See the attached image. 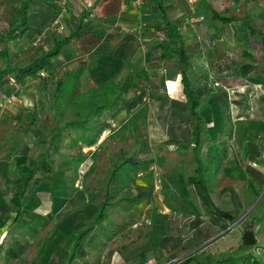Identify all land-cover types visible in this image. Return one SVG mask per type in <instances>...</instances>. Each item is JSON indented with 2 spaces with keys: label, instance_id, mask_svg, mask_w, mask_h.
I'll return each mask as SVG.
<instances>
[{
  "label": "rangeland",
  "instance_id": "1",
  "mask_svg": "<svg viewBox=\"0 0 264 264\" xmlns=\"http://www.w3.org/2000/svg\"><path fill=\"white\" fill-rule=\"evenodd\" d=\"M61 1H40L39 10L40 5H42V11L32 18L35 31L28 36H24L21 40L22 51L14 60V64L26 62L37 48L49 47L54 33L71 30L74 27L73 19L79 7L86 2L91 3L93 0H66L65 9L62 8L64 3ZM142 2V0L139 3L131 0L138 14L137 18L140 20L137 18L134 20V17L130 19V16L127 17L128 21H123L115 16L91 15L89 20L92 21H88V23L91 22L92 30L63 47L55 62L53 72L42 69L43 74L38 72L32 77L28 76L27 79L19 82L12 79L8 89L1 96L0 107L12 110L15 103L19 102V98L28 96L26 102H32L33 105L35 103L38 111L39 127L44 137H49L52 134L54 135L55 130H52L54 123L60 126L68 119L78 117L80 113L89 109L90 101L93 98H95L93 101L99 102L100 99L106 101L112 96L104 90L105 83H108V85L110 83L118 84L115 82L129 69L134 72V83L129 93L135 92L137 94L139 92V97L130 109L118 108L115 114L102 117L100 121L102 127L90 143L82 137H74L77 138L75 142L78 145L71 147V150L73 153L77 152L82 158L70 161L72 167L65 176H56L47 181V187L51 189L47 200L52 201L55 206L61 204L68 197L73 185L77 189V196L79 197L77 201L82 203L87 199V201L93 202V205L85 204L77 210L73 209L70 204L67 205L69 200H66L67 202L59 216L55 214L49 219L45 217L41 219L42 221H39V224L31 218L33 215L26 219L23 213L24 215H20L15 225L6 228L0 226V264L6 262L8 251L14 248L13 245H15L16 240L24 241L22 238L27 239L29 243L28 251L24 256L7 262V264H57L59 260H62L68 254L70 246L75 242L76 234L86 225H79V223L83 219H89L92 214L94 215L98 211L99 204L91 199L94 191L92 187L96 184L94 183L96 182L95 176L97 178V175L100 174L103 177L106 170L112 168V165H110L111 159L118 158V151L121 147L128 149L126 156L133 155L131 147L135 140L139 144L137 158L146 159L148 162L131 171H129L131 167L129 164L120 165L113 175L111 185L114 190L120 192L121 188L123 190V186L128 184L131 193L141 190L149 197L143 199L140 204H134L133 208L131 207L126 214L119 215L118 213V217L124 223L129 224L130 228L123 233L113 235L107 241L116 226L117 219H115L114 209L121 210L125 207V203H115L108 207L106 216L98 220L94 232L85 236L88 238V242H86L88 253L78 257L79 259L76 258L74 264H79L81 258L82 260L85 259L87 264H198L195 259L186 260L187 251L182 250L181 245L184 241L183 238L203 236L204 230L203 227H199L200 223L195 228H192L191 225L187 226L186 223L189 220L190 222L193 221L195 217H193V214H189L190 211L180 213L178 209H175L184 208L181 201L175 199L176 194L183 199L185 205L187 204L191 209L199 212V216L204 220L207 219L208 215L204 210L205 208L199 210V199L196 192L201 188L195 189L199 186L198 183L204 185L209 199L210 196L212 198L217 197L216 200L221 201L220 203L227 208H234V203L240 204L243 202L244 197L248 196V186L253 179L258 181V186H263L262 189H259L256 186L257 184L253 183L257 195L251 205L263 198L264 155L257 156L254 152L263 149L264 146L250 143L246 145L245 142L248 136H251L250 133L247 134L249 130L255 133V142L259 138H264V128H262L264 123L260 124L258 121L264 120V114L262 113L264 76L261 73L262 76L259 77V70L264 65L263 59L260 58L258 62H261L257 63L254 68L258 70L257 72L252 69L253 73L248 72L245 74L241 71V64L235 66L234 63H231L230 67L225 60L214 62L204 56L194 59L195 62L203 63L206 70H212V74L209 75V72L208 75L199 74L200 70L197 69L199 64L192 66L188 72L190 80L194 81L200 94L204 91L207 93V90L211 92H209L210 95H201L195 107L204 123L200 130L199 145L193 148V146L188 145L187 137L189 135L190 120L187 115L177 68L174 63L160 60L154 51H149V44H147L149 39L146 34L151 27H148L146 16H144ZM231 2L232 0H220V3L224 4H231ZM239 4L236 9L238 14L241 13ZM68 6L71 10L68 9ZM96 8H100V6H96L95 10ZM5 10L6 17H0V26H4L13 17L12 8ZM246 19L251 24V21L248 18ZM69 21L72 23L70 24ZM239 23L243 24L244 22L239 21ZM239 23L235 25L236 30L234 27L231 28L233 36L241 42L242 47L246 49L252 47L257 50L259 37L250 35L246 27L242 31ZM128 25L135 27L138 43H136L133 55L126 64L124 65L123 61L121 67L116 68L115 71V65L110 62L108 56H103L102 53L106 49L107 51L110 50L119 42L120 36L118 34L120 32L118 30L120 31L121 27ZM228 31V27L221 29V41L226 44L230 36ZM199 35L202 38V34L199 33ZM79 44L85 46V48L83 49ZM234 45V48L237 47V44ZM3 54L4 50L0 49V66L5 63ZM75 66L74 80L71 81L70 74L65 76L64 88L56 105L58 106L57 110H50L52 98L51 96L43 97L41 95L42 93L38 91L39 83L41 82L44 88L48 90L50 83L53 82H51L53 75L60 74ZM160 74L165 77L163 85L159 81ZM241 74H243V77ZM217 75L218 77L215 79ZM242 78L249 80L248 86L251 88L249 115L251 119H254V129L247 128V130L242 126L238 128L239 122L234 121L232 118L235 110L232 109V113L229 114V102L235 93L233 91L238 87H224L223 84L240 83ZM257 78L261 80H257ZM210 86L211 88H209ZM223 90L227 91L229 102L224 96L219 97L221 94L219 91L223 92ZM163 96L167 97L163 98ZM216 96L217 98L214 100L213 98ZM237 98L241 100V97L238 96ZM231 106L233 107L232 104ZM112 107L107 105L106 109ZM52 112L55 121L53 115H51ZM20 120L18 118V121ZM26 120L29 119L26 118ZM29 131L28 135L36 137L33 138L35 140L34 145L38 146L41 141H37L35 128H30ZM171 139L176 140V142L165 143L166 141L170 142ZM32 143L31 141L29 146H34ZM250 153H253V155ZM255 155L257 156L256 159ZM80 163H84L86 166L82 175L78 171ZM241 166H243V171H240V174L238 170ZM73 171L75 172V179ZM17 174L10 173L9 177L12 179ZM218 189L226 192H219L216 196ZM221 194H228L229 196L224 199ZM27 195L22 199L24 200ZM3 201H7L5 196ZM167 203L172 204V207H169ZM251 205L250 207L254 204ZM259 208L261 210L258 212L257 209ZM91 209H93L92 214L88 216L87 214ZM70 213L72 214L66 219V222L58 225L62 218L67 217ZM252 213L258 214L257 216L264 214L262 201L257 204ZM204 220H201V225L207 226L208 222ZM236 221H233L229 226H234ZM157 223L163 231L173 232V235L171 234V236L161 241L160 246L157 245L159 236L156 233L157 227L154 225ZM37 227L41 229V233L32 234L31 240L28 239V233H32ZM225 230H221L205 239L200 245L209 243ZM224 237L223 235L218 237L205 248L220 251L236 242L234 234L227 233ZM256 237L257 241L252 246L247 245L246 249L251 248L256 259L264 264V248H262L264 246V216L259 220ZM103 242L106 243L103 245ZM135 242H141L143 249H147L148 252L142 257L136 255L126 259V255H123L120 250L123 246L128 247ZM118 254L119 256H117Z\"/></svg>",
  "mask_w": 264,
  "mask_h": 264
},
{
  "label": "trees",
  "instance_id": "2",
  "mask_svg": "<svg viewBox=\"0 0 264 264\" xmlns=\"http://www.w3.org/2000/svg\"><path fill=\"white\" fill-rule=\"evenodd\" d=\"M98 1L99 0H94L91 5L83 6L79 11H77L75 14L74 27L68 32L54 33L52 43L49 47L41 49L37 48L35 53L32 54L26 62L14 64V60L22 51V47L20 46L21 40L27 32V34L30 35L33 31H35L33 28L34 20L32 18L37 14L33 11L37 0H16L14 5V18L9 21L3 29H0V49L4 50L3 58L5 59V63L0 66V93L12 79L20 80L27 76L34 75L42 69H47L48 71L53 72L55 62L63 47L70 41L79 39L92 30L91 22L88 23V21H92L89 20V17L93 13V7L98 3ZM145 1L153 5V27L156 30L162 31L164 34V38L160 39L153 45V47L159 49L157 57L160 60L174 63L177 68L180 82L182 84L185 107L190 120L189 135L187 137L188 145L196 148L199 145L200 130L204 121L195 108L200 94L194 84V81L190 80L188 76V72L191 70L193 64L191 58L192 48H189L187 33L184 32L185 29H182V26L178 25L177 20L171 19L168 14L170 8L174 5V0ZM239 3L241 9L240 14L236 12H228L227 7L225 9H211L209 16H207V23L214 28L212 36L221 37V29H223L231 21L241 18H248L251 21V24L258 26L256 20H254L247 12V9L250 8V0H240ZM262 26L263 24H261L259 28H256V32L254 34L259 37V39H264ZM136 40V34L133 31H129L124 33L119 42H117V44L110 50L107 51V49H103V53L101 51L103 56H108L110 62L115 65V71L121 67L123 61L128 60L131 57L136 47ZM241 55L254 59L251 53L244 48L241 49ZM74 71L75 69L72 68L65 70L60 74H55L56 77L51 80V82H53L50 83L48 88V96H51L52 98V109L57 110L58 106L56 105L64 88L65 76L67 74H72ZM254 71L257 72L258 70L255 69ZM259 71L264 73V68H260ZM164 78L163 74L159 75V81L162 85L164 84ZM133 83L134 72L133 70H129L126 72L123 79L120 80L119 86H117L118 84H113L106 88V93L112 95L106 101H101L100 99L99 102H96L93 101V99H95L93 98L90 101L89 109L80 113L76 118L74 117L68 119L60 126L53 125L52 130H55L54 135L52 134L49 137L41 138V141L43 142L42 153L36 158L35 163L32 164L29 171L20 172L12 179L10 177L7 178L11 180L10 185L8 186L11 190V195L8 201L12 203V209H14L15 212L22 210V198L26 194L30 193L40 180L51 178L52 172L59 160L69 161L82 158V156L77 152L73 153L71 150V147L78 145V143L75 142V139L77 138L74 137H82V139H87L90 143L102 127L100 126L102 117L115 114V111H117L118 108L130 109L135 104V101L139 97V92L137 94H135V92L129 93ZM248 89L249 87H245V89L241 92L236 91L237 97H241V100L238 98L234 99V102L237 103L238 106L246 105V101L249 97ZM164 97L166 98L167 96H163V98ZM216 97L213 99L215 100ZM107 105L113 107L106 109ZM26 115L31 124L35 126L37 135H41L42 131L39 127L36 111L29 110ZM238 115H241V112H238ZM243 115L246 118L248 117L246 112H244ZM15 117L18 119L21 116L20 114H16ZM243 122H246V119H244ZM244 129H246L245 126ZM169 141L170 142L166 141L165 143L169 144L176 142V140L173 141V139ZM131 149H133V155L126 156L128 149L121 147L118 151V158L115 160L111 159L112 162L110 165H112V168H108L103 177L100 174L97 175V178L95 176L96 182L94 183L96 184L92 187L94 192L91 199L99 204L98 211L94 213L89 222L76 234V240L72 246H70L68 254H66L62 260H59L57 264H74V260H76V258L84 256L88 253V249L86 248L88 238L85 236L91 235L94 232L98 224V220L106 216V210L108 207H111L112 204L124 202L125 207L121 210L114 209L116 216L115 219H117L115 222L116 226L107 241L110 240L113 235L123 233L130 228L129 224L124 223V221L118 217V213L119 215L126 214L127 211L133 207L135 203H138L143 197H145L146 194L141 190L131 193L128 189V184L123 186V190L121 188L120 192H118L114 190V187L111 185V181L116 169L119 168L120 165L129 164L131 166L129 171H131L135 168L141 167V165H145V163L148 162L146 159L142 160L137 158V151L139 149L137 140H135ZM262 186L263 185H259L258 188L262 189ZM177 195L178 194H176L175 199L181 201L184 208L175 209H178L180 213L190 211L189 214H193V217H195L193 221L191 220L190 222L189 220L186 223L187 226L191 225L192 228H195L200 223L199 227H203L204 230L203 236H188L187 238H183L184 241L181 245V249L187 251V255L185 257L186 260L195 259L198 264H261L256 259L252 250H244L243 248L247 245H253L257 241L256 232L259 226V220L264 216L263 213L258 217H250L248 213L243 215L238 221L241 225L239 239L226 249L220 251L218 249H206L205 247L214 242L218 237L226 234L229 229H226L221 235L214 238L207 244L200 245V243L227 228L233 221L239 218L242 212H236L233 207L227 208L220 203L221 201L210 196L213 209H204L208 215L207 219L205 218L206 220H204L199 216V212L191 209L189 205H185L183 199ZM228 196V194H221V197L224 199ZM5 205L6 202H3L0 207L5 208ZM169 205L172 207V204ZM8 210L9 208L7 211ZM201 220L207 221V226L201 225ZM154 225L157 227L156 233H158L159 236L157 244L160 246L161 241H163L166 237L171 236L173 232L163 231L158 223ZM104 243L106 242H103V245ZM13 247L14 248L8 251L9 253L6 258L13 259L19 257L20 253L25 250V244L19 240L15 241V245H13ZM120 251L123 255H126V259L136 255L142 257V255L148 252L147 249H143L141 242L132 243L128 247L123 246ZM79 264H87V261L85 259L82 260L81 258Z\"/></svg>",
  "mask_w": 264,
  "mask_h": 264
},
{
  "label": "crops",
  "instance_id": "3",
  "mask_svg": "<svg viewBox=\"0 0 264 264\" xmlns=\"http://www.w3.org/2000/svg\"><path fill=\"white\" fill-rule=\"evenodd\" d=\"M40 1L44 2L45 0H37L36 4L34 5L33 11L37 14H39L42 11L41 10L42 5H40V10H39ZM93 1L91 3L90 2L84 3L83 5H81L79 7V9L77 11H79L83 6L91 5L93 3ZM142 1H143L142 5L144 6V16H146L145 18L147 20L148 27H151V28H149V30L146 34V36L149 39L147 42V44H149V49H150L149 51L150 52L154 51L156 54H158L159 49L153 47V45L156 44L157 41H159L160 39L164 38V34L162 31L156 30L153 27V23H154V16H153V12H152V6L153 5L146 2L145 0H142ZM239 1L240 0H232L231 4H224V3H220V0H174V5L170 8L168 14H169L171 19L177 20L178 25L183 27L182 29H185L184 32L187 33V40L189 41L188 42L189 48H192L191 49L192 50L191 51L192 52L191 53L192 64H193V66L199 64L197 66L198 71L200 70L199 74L208 75L207 73L209 72V75H210V74H212V70L211 71L206 70L203 63L195 62L194 59L196 57L200 58V57L204 56L206 58L212 59L214 62H219V61L225 60L227 65H229L230 67H231V63L232 64L234 63L235 66L236 65L238 66L241 64L242 65L241 71L243 74L248 73V72L249 73L253 72L252 69L255 70L254 68L257 65V63L259 64V62H261V61L258 62V60L260 58H262L263 59L262 62H264V39L263 38H261L259 40L260 42L258 41V44H257L258 49L257 50L253 49L252 47H248V49H246V48L242 47L243 45L240 44L241 42L235 36H233V33L231 32L232 31L231 28L234 27L235 30L237 29V28H235V25H236V23H239V21L244 22L243 24L239 23L240 24L239 27L242 29V31L244 30V27H246V29L248 30L250 35H254L256 32L255 31L256 28H259L261 26V24H263L262 28L264 31V0H250V4H249L250 8L247 9L248 14H250V16H252V18L254 20H256V23L258 24V26L257 25L253 26L247 21L246 18H241V19L231 21L228 25H226L224 27V28L228 27V29H229L228 32L230 34L227 44L223 43L221 41V37L212 36V32L214 31V28H213V26L208 25V23H207V16H209L211 9H214V8H219V9L224 8L225 9L227 7L228 12H238V10L236 11V9H237V5H238ZM15 3H16V0H0V17H3V18L6 17V15H5L6 10L5 9L12 8V10H13V17L11 19H9L7 21V23L14 18V15H15L14 5H15ZM217 4H219V5L217 6ZM98 5L100 6V8H96V10H95V7L96 6L98 7ZM68 9L71 10V8L69 6H68ZM95 14H103L104 16H115L117 19H120L123 21H128L127 17H129V16H130V19H132L131 17H134L133 18L134 20H136V18L138 17V14H137L136 10L134 9V6L132 5L131 0H99L98 3L93 7V13L91 15H95ZM91 15H90V17H91ZM90 17H89V19H90ZM141 19H142V17H141ZM138 20H140V19H138ZM69 22H70V24L72 23L71 21H69ZM73 22H74L73 24H75V18L73 19ZM137 22H139V21H137ZM7 23L4 26H0V29H3L7 25ZM186 23H187V25H185ZM124 27L125 26L121 27L122 29L120 31L118 30V32H120V34H118L120 36V38L124 33L129 32V31H133L135 34H137V31L135 30L134 26H133L134 28L132 26H129V25L126 26L125 28ZM27 33L25 36H28ZM199 33L202 34V38H200ZM246 40L248 41V39H246ZM71 42H74V40L70 41L69 43H71ZM136 43H138L137 40H136ZM234 44H237V47L234 48V46H235ZM79 45L83 49L85 48V46H82L81 44H79ZM242 48L246 49L247 51H249L251 53V55L254 57V59H253L254 61L250 60L249 57L240 55ZM243 57L245 59H242ZM128 60L124 61V65L126 64V62ZM263 68H264V65H263ZM72 69H76V66L73 67ZM129 70H131V69H129ZM73 73L70 74L71 81L74 80L73 79V76H74ZM261 73L262 72L259 71V77L262 76ZM125 74H126V72H125ZM243 74H241V76ZM262 74L264 76V73H262ZM124 75L122 77L118 78V80L115 82V83H118V85L116 84L117 86H119L120 80L123 79ZM32 76L33 75H30V77H32ZM229 76H232V75H229ZM27 77L20 79V80H15V81L19 82L21 80L27 79ZM55 77H56V75H53L51 77V79L53 80ZM216 77H218V75L215 76V79H216ZM258 79L261 80L260 78H257V80ZM108 82L110 83V81H108ZM216 82H218V81L216 80ZM242 82H247V83H242ZM248 82H249V80L247 81V80H244L242 78V81L240 82L241 84L240 83H232L231 85L223 84V86L224 87L235 86L238 88H236L233 92H236V91L241 92L245 89V87H249ZM9 83L7 84L5 89L0 93V98L3 95V93L8 89ZM110 85H113V84L110 83L108 85V83L107 84L105 83L104 90L106 91L107 90L106 88H108ZM38 88H39L38 91H40L42 93L41 95H43V97L48 96V90L44 88V86L41 82L39 83ZM209 88H211V86ZM209 92L210 91L207 90V93H206V91H204L202 94H200V93L199 94H200V96L201 95H210L211 92L210 93ZM226 92H227L226 90H223V92L219 91V93H221L219 95V97L224 96L227 100L228 96H227ZM250 93H251V88L249 87L248 94L251 95ZM211 95H214V94H211ZM26 98H28V96H26L24 98H19V102L17 104L15 103L13 110L10 108L8 109V108L0 107V205L3 202H5V201H3L4 196L7 200L5 208L0 207V226H3V228L15 225L17 223V221L19 220L20 215H22L23 213L25 214L24 218H26V219L29 216L33 215V216H31V218L34 219V222H36L38 224H39V221L41 219H44L45 217H47L49 219L52 215H55V214L57 216H59V214L62 213V208L64 207L65 203L67 202L66 200H69V203H67V205L70 204V206L73 207V209H77V210H79L78 208L80 206H83L85 204L86 205L87 204L93 205V202H90L89 200L87 201V199H85V201H82V203L77 201V198H79V197L77 196V189L75 188L74 185H73V188H71V192L68 194V197L65 198L64 201H62V203L59 204L58 206H55L52 201L50 202V200L49 201L47 200V198H48L47 196L50 195V193H51V189L49 187H47L48 186L47 181L52 179V178H55L56 176L63 177L66 175V173L68 171H70V169L72 167L70 161H72V160L68 159L69 161L59 160L55 166L54 171L52 172L51 178L46 179V180H40L36 184L37 186L36 185L34 186L32 191L30 193H28V195L24 198V200L22 199V207H21L22 210H20L19 212H15V210L12 209V203L8 201V199L11 195V190L8 188V185L10 184L11 180L7 179V178L9 177L10 173L17 174L20 172H28L30 167L32 166V164L35 163L36 158L42 153V150H43V146H42L43 142L41 141V138L44 137L43 133H41V135L40 134L37 135V141H41L38 146L34 145V141H35L34 139L36 137L34 135H32L31 137H30V135H28L30 133L29 129L35 128V126L31 124L30 120H26V118H28L26 114L29 110H34V111H36V113L38 111L36 110L35 103L33 105V104H31L32 102L31 103L26 102ZM210 98H211V96H210ZM236 98H237V92L233 94V98H232V100H230L231 103L227 100L230 104L229 114H230V112L232 113V111L235 110V113L232 115V118L234 121L239 122L240 125L237 126L238 128H239V126H242V128H244V126H245L246 129L247 128L254 129L253 128V126H255V125H253L254 119H251V117L249 115L250 114L249 104H250V98L251 97L250 96L248 97L245 106H243V105L238 106L237 103L234 102V99H236ZM262 98L264 99V96H262ZM210 101H211V99H210ZM231 104L233 105V107L231 106ZM51 109H52V107L50 105V110ZM53 111H54V109H53ZM238 112H241V115H238ZM244 112H246L248 114L247 118L243 115ZM262 113L264 114V100H263V104H262ZM16 114L21 115L20 121H18V119L15 117ZM51 115H53V118L55 121L54 113L52 112ZM37 116H38V113H37ZM244 119H246V122H243ZM256 120H258V119H256ZM258 121L260 122V124L264 123V120H258ZM54 125H55V123H54ZM262 128H264V127H262ZM247 130H245V131H247ZM248 133H250L252 137L248 136L247 140L246 141L244 140L246 142V145L248 143H250V144H257V145L261 144L262 146H264V138H259L258 141L255 142L256 141L254 139V137H256V136H254L255 133L251 132L250 130L247 132V134ZM31 141L33 142L32 144L34 146H29L31 144ZM254 153L257 156H259L261 154L263 156L264 155V148L261 150H258L257 152H254ZM250 154L253 155V153H250ZM256 155L254 156L255 159L257 158ZM75 162H77V161H75ZM224 163H225V161H224ZM223 170H224V168H223ZM238 171L241 174L240 171H243V166H241ZM251 175L254 176L253 173H251ZM73 176L75 179V172L74 171H73ZM43 183H45L46 186ZM250 183L251 184L248 186V196L244 197L242 203H240V204L234 203V210L236 212H241L243 210L242 214L239 216V218H237V221H236L237 223L235 222L236 224L234 223V226H228V228H225V229H229L227 232L228 234H234V238L236 239V241L239 239L240 232H241V225L238 223L239 219L248 212H249L248 214H250L249 215L250 217L251 216L252 217H258L257 216L258 214L252 213V210L257 206V204L260 201H262L264 204V196H263L262 199L260 198L259 201H257L256 203H253L254 204V205L252 204L253 206L251 205V202L255 199V197L257 195L256 191H255L254 184H257L258 181L253 179L252 182H250ZM198 184H199V186H197V188H195V189L198 190L201 188L200 190L203 191L202 192V191L198 190L196 192L198 199H199V204H198L200 207L199 210H203L204 208L212 210L213 205H212L211 200L208 198V196L206 194V190L204 188V185H202L200 183H198ZM256 186H258V184ZM219 189L217 191V195L219 192H226L225 190H219ZM148 197H149V195L146 194V196L143 197L138 203H135V205L140 204L143 199H147ZM250 205L252 207H250ZM168 206L171 207L169 204H168ZM8 208H9V210L7 211ZM260 210H261L260 208L257 209L258 212ZM92 211H93V209H91L87 215L88 216L91 215ZM72 213H70L67 217L62 218V220L58 223V225L64 224L66 222V219ZM92 216H93V214H92ZM92 216H90V218L87 220L83 219V221H81L80 223L78 222L79 225L87 224L89 222V220L92 218ZM85 218H87V216H85ZM65 227H67V226H65ZM40 228H41V226H40ZM68 231H70V230H68ZM39 233H41V229H39V227H37V229H35V231L33 230L32 233H28V239L31 240V237L33 235H37ZM224 236H225V234L223 235V237ZM22 240H24L21 242L25 244V250L22 253H20L19 257H16L13 259L12 258L11 259L6 258V262L4 264H7V262L14 261V260H16V259H18V258H20L26 254V252L28 251L30 246H29L27 239L25 240L22 238ZM29 242H31V241H29ZM249 246H252V245H249ZM262 248H264V247H262ZM243 249L244 250H252L251 248L246 249V246ZM117 256H119V254Z\"/></svg>",
  "mask_w": 264,
  "mask_h": 264
},
{
  "label": "built area",
  "instance_id": "4",
  "mask_svg": "<svg viewBox=\"0 0 264 264\" xmlns=\"http://www.w3.org/2000/svg\"><path fill=\"white\" fill-rule=\"evenodd\" d=\"M61 2L64 3L63 6H62V8L65 9L66 8V4H65L66 3V0H62ZM135 2L139 3L140 0H135ZM40 73L43 74L44 72L41 70ZM85 169H86V166L84 165V163H80L79 169H78L79 174L82 175L85 172Z\"/></svg>",
  "mask_w": 264,
  "mask_h": 264
},
{
  "label": "water",
  "instance_id": "5",
  "mask_svg": "<svg viewBox=\"0 0 264 264\" xmlns=\"http://www.w3.org/2000/svg\"><path fill=\"white\" fill-rule=\"evenodd\" d=\"M264 192V188H263V191H262V193ZM228 228V227H227Z\"/></svg>",
  "mask_w": 264,
  "mask_h": 264
}]
</instances>
